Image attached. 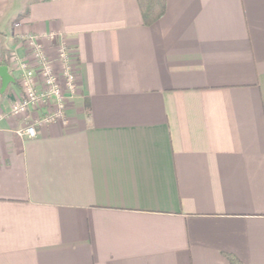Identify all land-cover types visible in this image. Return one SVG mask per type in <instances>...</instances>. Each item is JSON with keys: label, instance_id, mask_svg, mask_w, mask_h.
Listing matches in <instances>:
<instances>
[{"label": "crops", "instance_id": "crops-1", "mask_svg": "<svg viewBox=\"0 0 264 264\" xmlns=\"http://www.w3.org/2000/svg\"><path fill=\"white\" fill-rule=\"evenodd\" d=\"M51 33L78 89L34 138L0 93V264H264V0H0V60Z\"/></svg>", "mask_w": 264, "mask_h": 264}, {"label": "built area", "instance_id": "built-area-1", "mask_svg": "<svg viewBox=\"0 0 264 264\" xmlns=\"http://www.w3.org/2000/svg\"><path fill=\"white\" fill-rule=\"evenodd\" d=\"M51 44L48 53L42 38L35 34L20 37L26 54L10 53L9 70L19 86L9 114L24 118L20 135L37 136V128L63 120L67 102L77 92V50L62 38L51 33L45 36ZM31 117H27L31 113Z\"/></svg>", "mask_w": 264, "mask_h": 264}, {"label": "trees", "instance_id": "trees-1", "mask_svg": "<svg viewBox=\"0 0 264 264\" xmlns=\"http://www.w3.org/2000/svg\"><path fill=\"white\" fill-rule=\"evenodd\" d=\"M46 1V0H41ZM139 12L141 15L142 23L149 26L157 21L164 14L166 0H136ZM20 17L17 16L16 19ZM10 53L3 52L0 60V66H9ZM1 96V95H0ZM227 264H241L235 257L227 255Z\"/></svg>", "mask_w": 264, "mask_h": 264}, {"label": "water", "instance_id": "water-1", "mask_svg": "<svg viewBox=\"0 0 264 264\" xmlns=\"http://www.w3.org/2000/svg\"><path fill=\"white\" fill-rule=\"evenodd\" d=\"M0 79H1V87L0 93H3L6 87L14 82V78L9 73L8 68L6 66H0Z\"/></svg>", "mask_w": 264, "mask_h": 264}, {"label": "rangeland", "instance_id": "rangeland-1", "mask_svg": "<svg viewBox=\"0 0 264 264\" xmlns=\"http://www.w3.org/2000/svg\"><path fill=\"white\" fill-rule=\"evenodd\" d=\"M19 40H20V38H19ZM11 64V61L9 60V65ZM11 70V69H10Z\"/></svg>", "mask_w": 264, "mask_h": 264}]
</instances>
